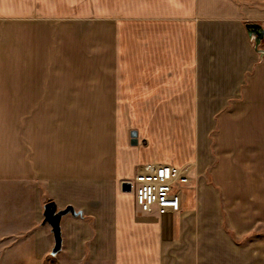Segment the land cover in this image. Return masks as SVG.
Masks as SVG:
<instances>
[{"label": "crops", "instance_id": "obj_1", "mask_svg": "<svg viewBox=\"0 0 264 264\" xmlns=\"http://www.w3.org/2000/svg\"><path fill=\"white\" fill-rule=\"evenodd\" d=\"M117 1V10L102 11L100 91L89 88L84 99L69 92V100L26 92L21 101L23 110L68 103L107 110L112 146L105 141L94 158L93 135L78 151L76 139L63 142L60 131L39 135L37 145H28L33 157L23 159L15 157L13 130L0 124L11 133L8 139L0 129V176L15 174L19 164L26 182L39 178L44 188L37 190L60 210L81 215L63 219L56 256L51 230L23 227L14 235L6 225L2 237L33 243L27 251L36 264H239L224 223L242 236L264 225V41L257 50L247 29H264V0ZM28 5L0 0V19L26 16ZM2 22L1 46L8 24ZM5 87L0 110L12 111L20 100ZM111 160L113 175L98 179ZM162 165L188 171L189 183L178 186L181 210L144 214L122 185Z\"/></svg>", "mask_w": 264, "mask_h": 264}, {"label": "rangeland", "instance_id": "obj_2", "mask_svg": "<svg viewBox=\"0 0 264 264\" xmlns=\"http://www.w3.org/2000/svg\"><path fill=\"white\" fill-rule=\"evenodd\" d=\"M24 2L29 4L28 15H10L7 18L9 20L0 19V26L2 21L8 22L3 29V34L7 36L3 39L5 43L0 45V88L6 86L7 89H13L15 97L20 100L14 110H0V124H8L6 131L13 130V141L17 145L14 152L17 147L20 149L15 157L23 158L24 154L25 157H33L32 151L28 149L29 144L37 145L39 135L54 138L60 131L63 142L70 136L72 140L76 139L78 151L81 140H89V136L93 135L94 158L100 157L102 148L108 146L105 141L109 140L112 146L110 121L105 129L109 111L84 110L87 106L85 103L63 104L62 108L59 107L61 104L51 108L43 105L47 107L23 110L21 101L27 95L26 92L46 93L45 98L57 100L64 96L69 100V92L74 93L77 99H84L87 89L94 87L100 91L102 29L105 28L102 27V11H106L104 8L107 7L109 11L117 10L118 1L39 0L41 6L38 0ZM6 39L14 40V43ZM70 106L79 109H70ZM0 129L5 134L4 127ZM5 135L11 138L10 132ZM110 165L109 173H99L98 179H109L113 175L115 168L112 160ZM14 170L15 174L0 176V264H27L31 259L36 264L39 261L34 260L33 250L30 248L27 251V247L33 246V243L30 245L29 240L18 241L2 236L7 233L6 225L10 229L8 233L14 235L23 227L50 232L49 225L43 226V211L45 204L53 198L49 199L47 192L37 190L39 187L44 188L42 182L36 180L39 178L26 182L19 164H14ZM209 182H212L210 178ZM114 184L112 179V188ZM34 201L38 204L34 213L36 222L31 210ZM100 205L95 201L92 207L98 209ZM224 227L238 245L239 264H264V225H258L243 236L230 230L227 223H224ZM98 228L99 225L95 224V229Z\"/></svg>", "mask_w": 264, "mask_h": 264}, {"label": "built area", "instance_id": "obj_3", "mask_svg": "<svg viewBox=\"0 0 264 264\" xmlns=\"http://www.w3.org/2000/svg\"><path fill=\"white\" fill-rule=\"evenodd\" d=\"M187 169L171 165L148 167L136 174L127 183L135 195L136 204L144 214L157 213L160 216L174 215L181 210V196L178 186L187 184L190 177Z\"/></svg>", "mask_w": 264, "mask_h": 264}, {"label": "water", "instance_id": "obj_4", "mask_svg": "<svg viewBox=\"0 0 264 264\" xmlns=\"http://www.w3.org/2000/svg\"><path fill=\"white\" fill-rule=\"evenodd\" d=\"M247 29L250 38L254 41L258 50L261 43L264 41V29L258 24H249L247 25ZM122 189L124 192H131V186L127 182L122 185ZM79 213L80 212H77L73 207L60 210L58 205L53 201H50L44 206L43 225H49L51 227V232L54 238V246L52 249L53 256L59 254L63 248V219L69 215L78 216Z\"/></svg>", "mask_w": 264, "mask_h": 264}, {"label": "trees", "instance_id": "obj_5", "mask_svg": "<svg viewBox=\"0 0 264 264\" xmlns=\"http://www.w3.org/2000/svg\"><path fill=\"white\" fill-rule=\"evenodd\" d=\"M80 215H81V213L78 214V216H80Z\"/></svg>", "mask_w": 264, "mask_h": 264}]
</instances>
